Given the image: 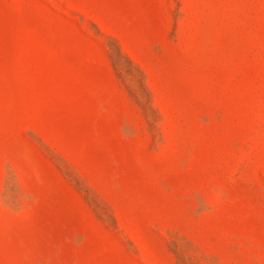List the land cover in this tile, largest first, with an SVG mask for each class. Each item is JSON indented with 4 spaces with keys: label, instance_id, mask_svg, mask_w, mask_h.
Instances as JSON below:
<instances>
[{
    "label": "rangeland",
    "instance_id": "rangeland-1",
    "mask_svg": "<svg viewBox=\"0 0 264 264\" xmlns=\"http://www.w3.org/2000/svg\"><path fill=\"white\" fill-rule=\"evenodd\" d=\"M0 264H264V0H0Z\"/></svg>",
    "mask_w": 264,
    "mask_h": 264
}]
</instances>
